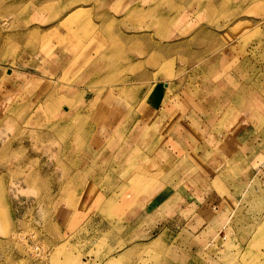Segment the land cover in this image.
<instances>
[{
    "label": "rangeland",
    "instance_id": "rangeland-1",
    "mask_svg": "<svg viewBox=\"0 0 264 264\" xmlns=\"http://www.w3.org/2000/svg\"><path fill=\"white\" fill-rule=\"evenodd\" d=\"M39 65L54 82H10ZM153 83L167 114L134 104ZM220 108L226 133L182 135L179 112ZM248 136L264 140V0H0V264H264Z\"/></svg>",
    "mask_w": 264,
    "mask_h": 264
},
{
    "label": "crops",
    "instance_id": "crops-1",
    "mask_svg": "<svg viewBox=\"0 0 264 264\" xmlns=\"http://www.w3.org/2000/svg\"><path fill=\"white\" fill-rule=\"evenodd\" d=\"M201 53L203 54L204 51L202 50ZM211 55H213V56H211V58H206L205 60L202 59L203 62H201V65H203L205 63H208V65H209L210 63H213V61L216 60L214 57L215 54L213 53ZM211 60H212V62H210ZM33 70L40 72V73L39 74L32 73L29 70H25L24 68H21V67L19 69H16V70L11 69L12 72L8 75V77H10L9 80L12 83V79L14 77H17V78L19 77L18 79L25 81V83H27V82H29V83L33 82L34 84L38 83V85H36V88H37V90H39V89H42L44 87L45 83H48L49 81L54 82V80H49L50 77L52 79V77L57 76L53 71L51 72L49 68L46 69L40 65L37 66L36 68H33ZM147 73L151 74L149 71ZM137 74L139 75V73H137ZM147 76L149 77L150 75H147ZM46 78H48V79H46ZM58 78L59 77H57V79ZM164 84H166V83H164ZM14 85L11 88H14ZM153 86H154V83L151 84V86H149L147 88L144 96H142V94H140V92H139L140 89H138L137 92L133 91L132 94L134 97V104L138 107L144 108L145 110L147 109L148 113L150 115H152L153 112L154 113L164 112L165 114H167L169 112L170 108H169V106H167L166 99H163L161 96H154L151 100H148L147 97H149V93H150ZM117 88H118V90H121V89L124 90L125 87L123 85V86H119ZM165 88H167V86H165ZM57 89H59V88L57 87L55 90L53 89L52 93L53 94H55V93L59 94L58 93L59 91H57ZM118 106H123V104H118ZM214 109H216V108H214ZM203 112H202V110H201V113H198L196 111L192 112L189 109H187L186 111H183V112H179V114H181V119H182V121L180 122V125L182 126V131H183L182 135H185V134H183L184 131H186L187 128H189L188 126H190L192 124L193 120L195 121V124H194L195 133L198 134V136L199 135L203 136L204 139H206V137L209 134H214V133L217 134V133H226L227 132V130H225L223 128V126L219 124L221 122V121L219 122V120L223 118V113H222L223 110L221 108H220L219 112L214 111V112L209 113L205 109L203 110ZM147 117H149V116H147ZM144 118H146V116H139V118H135L134 119L135 124H133L134 128H135L136 123L138 126V123L141 121H145L147 123L148 118L145 120H144ZM149 120L151 121V118ZM245 128H247V127H245ZM245 128H242L241 126H239V127H236L233 132L236 131V134H242V132H243V130H245ZM251 137H253V138H251ZM254 138H255L254 136H248V138L246 140L242 141V144H243V142L246 144H248V143L253 144L254 143L253 147L255 150H256L257 145L261 146V148L259 149V152L257 150L256 151L253 150V151L249 152V154H250L249 157H250V161H251V162L250 161L249 162L252 165L251 170L253 171V175L259 176V182H260L259 190H260V194L263 196L261 208H262V211L264 213V175L259 173V172L264 171V168H263L264 164L262 165V163L264 162V140L259 139V138H256V139H254ZM260 151H261V153H260ZM247 155L248 154H245L244 157L247 158ZM260 155H262V156H260ZM256 156H258V157H256ZM220 164L221 163H219V165ZM221 169L222 168H220V166H217V168L215 170V174H217ZM177 184H179V186H181L180 188H182L184 190L182 192V196H186L187 199L188 198L194 199V197L192 196V193H190L191 189H189L186 186V182L183 184L180 181V179L172 180V184L170 186V190L172 192L171 194L176 193L177 187H179V186L176 187ZM162 190H164V188L156 191L153 197H148L149 199L146 200L145 205L144 206L142 205V207L144 209L148 208L149 204H153L154 202L159 200L158 198L163 193ZM160 200H161V197H160ZM207 201H208V199H207ZM218 204H219V202H218ZM223 205H224V208H222L223 210H219L215 214L217 219H218V222H219V223L217 222V225H219L218 228L222 227L223 225H228V223H226L228 221V218H227L228 216H226V215H227V213H229L230 207L226 203ZM219 207H221V206H219ZM252 240H256V237H253V236H252V238L249 237L246 241L242 242L241 244H243V246H244L243 248H247L246 245H248ZM257 240H258V238H257Z\"/></svg>",
    "mask_w": 264,
    "mask_h": 264
},
{
    "label": "bare ground",
    "instance_id": "bare-ground-1",
    "mask_svg": "<svg viewBox=\"0 0 264 264\" xmlns=\"http://www.w3.org/2000/svg\"><path fill=\"white\" fill-rule=\"evenodd\" d=\"M75 12H77V11H75ZM74 16H78V14H77V13H72L71 16H70L69 18H71V19H72V18H75ZM109 49H110V48H109ZM106 50H107V49H106ZM106 50H105V51H106ZM139 180H140V179H139ZM136 181H138V180H136Z\"/></svg>",
    "mask_w": 264,
    "mask_h": 264
}]
</instances>
